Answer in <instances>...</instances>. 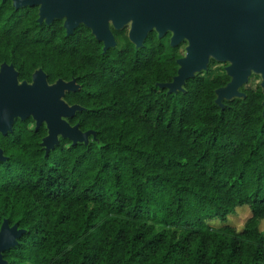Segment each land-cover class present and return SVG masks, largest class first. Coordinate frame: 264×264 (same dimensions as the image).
I'll list each match as a JSON object with an SVG mask.
<instances>
[{
	"label": "trees",
	"instance_id": "trees-1",
	"mask_svg": "<svg viewBox=\"0 0 264 264\" xmlns=\"http://www.w3.org/2000/svg\"><path fill=\"white\" fill-rule=\"evenodd\" d=\"M165 51L152 35L148 53L95 54L61 22L0 5V67L19 83L38 70L49 85L74 80L64 102L84 110L67 122L95 134L47 154L32 118L0 135V227L24 231L8 264H264L261 82L219 106L231 78L210 59L169 93L159 85L180 58ZM243 208L236 229L228 219Z\"/></svg>",
	"mask_w": 264,
	"mask_h": 264
},
{
	"label": "water",
	"instance_id": "water-1",
	"mask_svg": "<svg viewBox=\"0 0 264 264\" xmlns=\"http://www.w3.org/2000/svg\"><path fill=\"white\" fill-rule=\"evenodd\" d=\"M13 7L40 6L38 20L47 15L45 24L52 19L68 16L63 27L66 35L82 22L93 30L105 46L112 44L104 21L84 19L78 11L81 0H11ZM129 5H120L116 24L124 22L128 15L135 19L131 37L140 43L142 35L156 27L161 36L171 31V45L187 41L186 56L176 61L178 70L172 82L159 85L169 93L182 90L185 82L195 74L207 69L210 59L217 63H230L226 74L230 82L216 91V104L222 100L240 97L239 89L245 85L251 71L261 75L260 84L264 95V0H133ZM78 89L75 81L58 80L49 85L42 70L32 75L31 83L18 81L12 65L0 67V134L12 132L17 119L32 118L35 129L45 125L47 136L41 147L47 154L59 144V138L76 143H87L93 131L82 132L78 125L70 126L67 119L84 109L78 105L68 106L64 102L67 92ZM264 113V102H263ZM5 157L0 149V162ZM24 231L16 225L9 226L7 220L0 227V264H8L3 252L13 248Z\"/></svg>",
	"mask_w": 264,
	"mask_h": 264
},
{
	"label": "flooded vegetation",
	"instance_id": "flooded-vegetation-1",
	"mask_svg": "<svg viewBox=\"0 0 264 264\" xmlns=\"http://www.w3.org/2000/svg\"><path fill=\"white\" fill-rule=\"evenodd\" d=\"M10 3V6L16 11L32 9L36 14V21L40 19L39 8L40 6L35 7H20L15 9L13 7V2L11 0H0V5L5 3ZM81 7L78 11L81 13L82 18L89 19L93 21H104L106 23V30L110 34L112 44L105 46V40H98L96 35L93 33V30L86 26L83 22L76 27L70 35L73 33H78L79 38L83 42V47L86 51L95 53V54H106V53H115V54H128L141 51L142 53H148L150 49V39L152 35H155L156 39L164 46L166 52L177 53L180 46L185 40H182L177 45H171V38L173 33L166 30L161 36L159 35L156 27H153L151 30L147 31L142 35L140 43L137 42L131 37V32L134 28L135 19L132 14L128 15L124 22L119 25L116 24L120 18L117 15L120 5H129L134 3L133 0H81ZM68 16L64 15L62 18H53L51 23L56 21L61 22L62 25L67 20ZM48 16L45 15L41 23L47 21ZM64 28V27H63ZM65 30V29H64ZM66 34V31H65ZM67 36V35H66ZM187 49V48H186ZM64 100V99H63ZM1 135V134H0ZM2 136V135H1ZM60 141V138H59ZM1 149V148H0ZM2 150V149H1ZM2 154L7 161V157ZM3 163V162H1Z\"/></svg>",
	"mask_w": 264,
	"mask_h": 264
},
{
	"label": "rangeland",
	"instance_id": "rangeland-1",
	"mask_svg": "<svg viewBox=\"0 0 264 264\" xmlns=\"http://www.w3.org/2000/svg\"><path fill=\"white\" fill-rule=\"evenodd\" d=\"M188 46L187 42H184L182 44V46H180L179 50L177 51V55L179 58H184L186 56V48ZM230 66V63L225 62V63H217L215 62V64H212L211 66V71L214 75H217L219 73H222L223 71H226V68ZM262 82L261 79V75L256 74L254 72L251 71L250 76L248 77L247 82L245 83V85L249 86V85H255L257 83ZM249 212L247 209L243 208V209H238L235 213L234 216H231L228 219V223L232 226H234L236 229H240L241 226L243 225L244 220L248 217ZM219 223V222H217ZM217 223L215 222V226H217ZM260 230L264 233V221L261 222L260 224Z\"/></svg>",
	"mask_w": 264,
	"mask_h": 264
}]
</instances>
